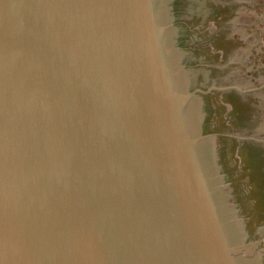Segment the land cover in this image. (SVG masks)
I'll return each mask as SVG.
<instances>
[{"label": "water", "instance_id": "95a60500", "mask_svg": "<svg viewBox=\"0 0 264 264\" xmlns=\"http://www.w3.org/2000/svg\"><path fill=\"white\" fill-rule=\"evenodd\" d=\"M264 0H0V264H264Z\"/></svg>", "mask_w": 264, "mask_h": 264}, {"label": "rangeland", "instance_id": "374dc122", "mask_svg": "<svg viewBox=\"0 0 264 264\" xmlns=\"http://www.w3.org/2000/svg\"><path fill=\"white\" fill-rule=\"evenodd\" d=\"M263 245H264V243H263Z\"/></svg>", "mask_w": 264, "mask_h": 264}]
</instances>
